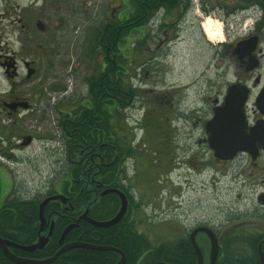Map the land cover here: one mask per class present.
Wrapping results in <instances>:
<instances>
[{"label": "rangeland", "instance_id": "1", "mask_svg": "<svg viewBox=\"0 0 264 264\" xmlns=\"http://www.w3.org/2000/svg\"><path fill=\"white\" fill-rule=\"evenodd\" d=\"M59 1L50 5L51 15L46 20L52 41L47 57L42 59L41 74L34 80L39 82L36 88L42 86L44 97L36 100L39 111L33 124L40 133L37 135L49 133L50 148L47 150L38 136L11 168L0 159L4 191L11 186L4 169L12 172L15 189L29 183L26 187L34 190L32 183L41 179H49L51 188L58 187L65 176L57 165L63 89L68 90L66 97L70 99L88 95L93 78L104 70L105 53L97 42L98 31L110 17L122 19L131 10L130 0ZM245 1L191 0L190 7L161 10L150 24L119 44L127 60L133 61L125 77H134L137 85L134 100L114 113L112 130L119 140L126 135V143L132 139L135 142L128 171L133 190L140 194L142 220L137 225L155 243L173 241L176 226L186 229L200 220L214 221L222 209H231V204L249 207L254 200L247 191L238 196L236 182L232 184L230 176L224 181L206 171L207 165L219 173L222 163L200 139L205 131V114L211 109L212 100L206 93L217 91L224 78L218 49L221 43L209 41L201 27L208 17L204 8L209 7L210 16L223 21L228 10ZM233 20L229 22L231 38L239 34ZM134 40L140 43L132 45ZM229 71L227 79L233 77ZM90 193L84 204L93 199Z\"/></svg>", "mask_w": 264, "mask_h": 264}, {"label": "flooded vegetation", "instance_id": "2", "mask_svg": "<svg viewBox=\"0 0 264 264\" xmlns=\"http://www.w3.org/2000/svg\"><path fill=\"white\" fill-rule=\"evenodd\" d=\"M57 1L60 2L59 0H0V159L4 161L6 166H9H7L8 168H11L12 162L16 163L20 160L19 155L26 153L38 136L43 140L47 150L50 148L49 133H46V136L44 134H41L42 136L37 135L40 133H36L37 130L35 131L33 124L39 111L36 100L37 98L42 100L44 97L42 86L38 85L36 88V84L39 82L36 83L34 80L41 74L42 59L47 57L49 53L52 40L50 38L51 30L47 24L49 19H46L47 16L51 15L50 5ZM207 12L211 13L209 7H206V14ZM112 19H114L113 16L109 18L106 24L111 23ZM222 19L225 22V38L218 49L223 61L221 68L224 72V78L217 91L210 94L206 93L209 95L208 99L212 100L211 109L205 114L206 121L214 114L215 107L226 105L228 92L232 86L238 87L241 89L238 96H243L244 92L246 95L244 102H242L245 121L244 131L247 135L254 134V139L250 144L251 149H240L233 158H217L222 163L219 167L222 171L218 173L214 170L213 177L226 181L229 180L227 177L230 176L229 178L233 179L230 180L231 183L236 182L234 186L237 185L235 186L237 195L242 197L243 192L247 191L249 194H253L251 198L254 200L249 207H244L240 205L241 203L231 204V209H222L220 216L214 221L200 220L197 224L187 226L186 229H183V226H176V233L172 236L173 241L190 246L196 256V262L182 258L181 256L184 254L178 251L176 252L177 262L171 264H198L197 251L191 238V232L198 226L210 227L219 243L218 256L213 264H233L232 262H248V264L255 262V264H259L262 262L258 250L264 239V0L239 2L236 7L228 10L227 15H224ZM232 19H234L235 24L233 28L239 30L238 36L233 38L230 37L229 26ZM211 46L213 45L211 44ZM228 69L233 74V77L229 79L225 76ZM132 81L133 87H135L137 83L134 79ZM139 85L141 86L142 83ZM113 87H115L114 80L110 77L107 84H102L100 89L102 92H99L98 89L96 92L94 86L90 84L87 88L88 95L85 98L77 99L67 98L68 90L63 89L58 111V144L59 154L62 156L61 164H63V157L67 158L63 164L65 177L53 193L40 189L43 197H41L38 205L46 196L55 193L65 195L68 201L66 203L58 201L59 204L57 205L48 203L45 206L46 225L41 231L42 224L39 219L40 215H38L36 222L38 236L40 232L42 234L48 233L52 223L53 227L49 240L43 248H37V251H42L48 247L55 230L61 226L62 219L70 221L63 229L69 224L78 222L74 226L76 227L80 226L82 221H87L84 218H79L88 205L83 206L84 202L79 201L77 192L71 189L74 183L83 182L86 192L88 194L91 192L90 195L93 199H99L101 196L99 194L108 188L122 189L127 195L128 206L121 219L125 223L134 220L136 225L142 220L140 194L135 193L130 174L126 173L128 165L126 161L131 154L128 150L131 149L132 140L128 146V143L125 142L126 135L120 137L121 140H119L117 133L112 130L116 101ZM104 88L106 89L105 92ZM99 95L105 96L106 99H104L105 97L98 99ZM100 103L107 112L106 122L109 123L107 127H103L104 119H101L102 125H99V115L103 116V113L99 114L98 110ZM200 139L207 145L206 147L209 146L206 131L203 132ZM207 151L213 155L210 148ZM0 166L4 168V166ZM76 170H80L81 179L73 175ZM3 174L8 178L11 186L7 191H4L2 187L3 177L0 176V211L9 200H33L29 191L23 193L20 189L14 188L12 183L14 178H11L12 172L9 174L4 169ZM206 180L209 181V179ZM250 188H253L254 191L250 192ZM110 194L117 196L115 198L119 202L118 211L121 206L120 196L114 192ZM94 206L98 207V205ZM113 217L114 214L105 219H95L109 220ZM78 218L79 220H77ZM136 228L138 233H145L139 229L138 225ZM100 230V228H96L95 234H100ZM3 238L16 242L10 238ZM59 238L57 250H60L61 247ZM195 239L204 254V260L201 264H209L211 262L209 252L212 245L210 236L206 231H197ZM93 240L97 241L93 243L95 245L112 246L98 243L101 237L95 236ZM70 241H65L63 238V244ZM255 242L258 258L252 252ZM161 243L158 242L157 245ZM28 244L27 242L22 245ZM8 247L11 252L18 254V256L37 258L33 256L36 250L27 251L14 244H9ZM122 249L125 255L123 264H145L146 252L136 258L131 257L129 259L124 248ZM0 251L8 260L12 261L4 253L1 246ZM108 251L112 250L109 249ZM262 251H264V243ZM114 253L117 255L113 257L115 260H112L113 263L111 264H117L123 255Z\"/></svg>", "mask_w": 264, "mask_h": 264}, {"label": "trees", "instance_id": "3", "mask_svg": "<svg viewBox=\"0 0 264 264\" xmlns=\"http://www.w3.org/2000/svg\"><path fill=\"white\" fill-rule=\"evenodd\" d=\"M190 1L191 0H130L131 10L128 12L126 17L122 19L115 18L112 19L111 23L102 25L96 36L99 46L104 49L105 53L104 70L100 73V75L93 78L92 85L94 86L96 92H102V90H100L102 88V84H107L110 77L114 80L115 87L113 88L116 100L114 112H119L127 101H132L136 97L132 76L129 79L128 77H125L129 73V65H132L133 61L129 59L127 60L128 57L124 55V52L119 44L124 41L125 37L133 35L138 29L150 24L154 20L155 15H157L161 10L169 11L175 9L177 6L187 8L190 6ZM204 12L206 13L205 8ZM136 43H140L139 40H134L132 45H136ZM134 48L135 46L133 49ZM133 49L132 53L134 54ZM105 91L106 89L104 92ZM104 97L99 95L98 99ZM104 99H106V97ZM98 110L99 114H101V112L103 113V116L99 115V125H102L101 119H104L106 122L107 112L106 109L101 106V103ZM131 150L132 148L129 151L131 152ZM73 175L76 177L79 176L80 170H76ZM83 184V182L78 184L74 183V185L71 186V189L77 192V197L81 202L88 200V193L86 192ZM115 197L117 196H112L110 193H107L105 196H100L99 199H91V203H89V201L83 206L89 205V216L96 219H105L111 215L113 216V214H115L117 211L119 202ZM39 201L40 200L34 199L29 201L26 199L9 200L0 211V235L15 240L21 244H26L27 242L30 244L34 242L38 237V228L36 227V222L39 215ZM50 203L55 205L59 204L58 201H52ZM94 205H98V207L96 208ZM6 214H8L7 218L5 216ZM20 215H22L23 218L27 220V222H29L33 228L29 235L21 236L19 233L14 231L16 230L17 224H19L21 221L19 218ZM14 221L16 222L14 223ZM69 222V220L67 221L62 219L61 226L55 230L51 239L52 241L48 247L42 251L36 250L33 253V256L39 257L42 255L44 256L53 254L58 249L59 245L57 242L61 234V230ZM127 226L129 227L126 228ZM136 227L137 225L134 220L133 222L131 221L129 223H125L124 220L121 219L112 226L109 225L101 227H96L88 221H82L80 226L73 227L71 231L69 230L64 239L65 241H70L81 238L82 240H88L95 243L97 241L93 240V237H101V240L98 243L109 244L112 246L119 245L120 247L124 248L128 258H136L140 256V254L146 252L145 264H151L157 260H165L170 264L177 262L176 252L178 251L184 254L181 256L182 258L184 257L187 260L191 259L189 261L196 262V256L193 254L190 246L174 241H164L163 243L157 245V243L153 242L149 235H146L145 233H138ZM96 228L101 229L100 234H95L94 231ZM111 230L112 232H110ZM251 243H253V241H251ZM255 250L256 242L252 252L256 254V257L258 258V252ZM116 255V253L108 250L74 247L63 252L57 260H54V262L50 264H111L113 263L111 261L115 260L113 257ZM0 263L20 264L8 260L2 253H0ZM232 263L248 264V262ZM249 264H255V262Z\"/></svg>", "mask_w": 264, "mask_h": 264}, {"label": "water", "instance_id": "4", "mask_svg": "<svg viewBox=\"0 0 264 264\" xmlns=\"http://www.w3.org/2000/svg\"><path fill=\"white\" fill-rule=\"evenodd\" d=\"M240 91L241 89H238V87L233 86L230 89V92H228L229 96L227 98V103H225L226 105L224 107L223 106L215 107V114H213L214 116L211 119H209L205 125L206 130L208 132V140L210 144L209 147L213 149L215 157L232 158L234 155H236L237 151L240 149H251L250 144H252V141L254 139V134L247 135L245 134V131H244L245 121H244V116L242 112V104H243L242 102H244L246 95L244 94L245 93L244 92L243 96H240V95L238 96V94H240L239 93ZM248 144L250 145V148ZM109 192H116V194H118L121 199L120 209L118 210V212L115 214L113 218L109 220H96L88 216L87 214L88 210L82 213L79 216V218L80 219L84 218L90 221L92 224L98 225L100 227L109 226V225L112 226V224L119 221L121 217L123 216V214H125L127 206H128L127 204L128 200H127L126 194H124V192L122 190L120 191V189L118 188H108L104 190L101 195L109 193ZM52 200H60L61 202L66 203L68 201V198L63 194L56 193V194L47 196L44 200L41 201L38 207L39 215H40L39 219L42 224L40 227V231L46 225V219L44 215L45 206L47 205L48 202ZM79 218L77 220H79ZM77 224L78 222H75V223L69 224L66 228H64L59 238V243L61 244L60 250H58L56 254H54L53 256L46 258V259L39 260L35 258H26V257L18 256V254L16 255L15 253L11 252L8 245L14 244L15 246L22 247L27 251L35 250L37 248H43L44 245L49 240V236L52 232L51 228L53 227V223L51 224V227L49 228L50 231L46 234H42L40 232L38 236V240L33 244L22 245L16 242L6 240L5 238L0 236V246L2 247L4 253L7 255L8 258L20 264H28V263L29 264H49L53 260H55L61 253L65 252L66 250L70 248H74V247L81 248V246L83 247H90V246L93 247L94 246L93 248H96V249H111L110 246L88 244L85 242H81V240L80 241L79 240L70 241L66 244H63V238H65L69 230H71L72 227H74ZM197 231H206V233L211 238L212 245H211V250L209 252L211 262L209 264H213L219 252V244H218L217 238L214 232H212L211 229L205 226H199L195 228L193 232H191L192 242L197 251L196 254H197L198 264H201L203 262L204 256H203V252L201 248L199 247L195 239V235ZM262 243L263 241L259 245V248H260L259 251L261 252V259H262V262H260V264H264V261H263L264 255H263V252L261 251ZM124 256L125 255H122V258L117 264L124 263L125 261ZM155 264H168V263H166L165 261H158Z\"/></svg>", "mask_w": 264, "mask_h": 264}, {"label": "bare ground", "instance_id": "5", "mask_svg": "<svg viewBox=\"0 0 264 264\" xmlns=\"http://www.w3.org/2000/svg\"><path fill=\"white\" fill-rule=\"evenodd\" d=\"M201 27H202V29H203V31H204V33L206 34V36L208 37V40H210V41H222L224 38H225V34H224V27H223V23H222V21L220 20V19H218V18H214L213 16H208V17H205L204 19H203V21L201 22ZM58 124H59V122H58ZM104 126L103 127H107V126H109V123L108 122H105L104 124H103ZM143 143H144V141H143ZM142 143V144H143ZM146 143V142H145ZM133 147H135V142H134V140L132 139V143H131V148H133ZM59 161H58V163H57V165H58V167L59 168H61L62 170H63V167H64V160L65 161H67V158H64L63 157V164H61V160H62V156L60 155V157H59ZM62 172V171H61ZM81 177L82 176H78V178L79 179H81ZM30 184L29 183H26L23 187H21L22 189H21V191L23 192V193H27L28 191H29V193L32 195V197H33V199L34 200H37V199H39V197L41 198V197H43V196H41V191H40V189L41 190H43V191H48V192H51V193H53L56 189L55 188H51V187H49L50 186V183H49V179H47V181L46 182H44L42 179L39 181H37V182H33L32 183V187H34V190H31V189H29L28 187H26V186H29ZM34 191V192H33ZM7 213V212H6ZM6 216V218L8 217V214H6L5 215ZM19 218H20V222H19V224H17V226H16V230H14V231H16L17 233H19V235H29L31 232H32V227H31V225L29 224V222H27V220H25L24 218H23V216L22 215H20L19 216ZM16 221H14V223H15ZM68 226V225H67ZM66 226V227H67ZM65 227V228H66ZM64 230V229H63ZM110 232H112V231H110ZM107 233H109V232H107ZM106 234V233H105ZM84 235V234H83ZM38 240V237H37V239L34 241V242H32V243H30V244H33V243H35L36 241ZM80 240H81V242H85V243H88V244H93V242L92 241H88V240H82L81 238H80ZM79 240V241H80ZM29 245V244H28ZM81 247H83V246H81ZM94 247V246H93ZM92 246H90V247H86V248H89V249H96V248H93ZM111 247V250L112 251H114V252H117V253H119V254H123L124 255V252H123V249H122V247H120L119 245H113V247L112 246H110ZM36 250V249H35ZM35 250H33V251H35ZM58 250H56L53 254H51V255H42V256H39V258L37 257V258H35V259H46V258H49V257H51V256H53L54 254H56V252H57ZM62 254V253H61ZM60 254V255H61ZM59 255V256H60ZM58 256V257H59ZM58 257L55 259V260H57L58 259ZM130 259V258H129ZM13 262H15V261H13ZM52 262H54V260L52 261ZM51 262V263H52ZM15 263H18V262H15ZM50 264V263H49Z\"/></svg>", "mask_w": 264, "mask_h": 264}]
</instances>
